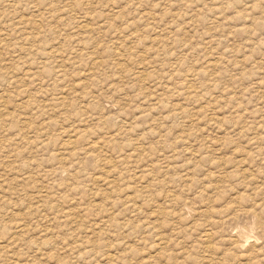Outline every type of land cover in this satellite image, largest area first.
<instances>
[{
  "label": "rangeland",
  "instance_id": "rangeland-1",
  "mask_svg": "<svg viewBox=\"0 0 264 264\" xmlns=\"http://www.w3.org/2000/svg\"><path fill=\"white\" fill-rule=\"evenodd\" d=\"M207 263L264 264V0H0V264Z\"/></svg>",
  "mask_w": 264,
  "mask_h": 264
},
{
  "label": "bare ground",
  "instance_id": "bare-ground-1",
  "mask_svg": "<svg viewBox=\"0 0 264 264\" xmlns=\"http://www.w3.org/2000/svg\"><path fill=\"white\" fill-rule=\"evenodd\" d=\"M36 25V24H35ZM36 28V27H35ZM54 51V50H53ZM56 51V50H55ZM72 142V141H71ZM74 142V141H73ZM136 150V149H135ZM259 254V253H258ZM208 264V263H207Z\"/></svg>",
  "mask_w": 264,
  "mask_h": 264
}]
</instances>
